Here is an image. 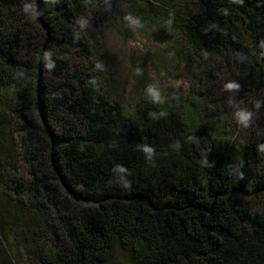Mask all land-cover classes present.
Instances as JSON below:
<instances>
[{"label":"trees","instance_id":"16d2710c","mask_svg":"<svg viewBox=\"0 0 264 264\" xmlns=\"http://www.w3.org/2000/svg\"><path fill=\"white\" fill-rule=\"evenodd\" d=\"M135 24L187 65L184 95L127 102L106 39ZM116 248L264 264V0H0V264Z\"/></svg>","mask_w":264,"mask_h":264},{"label":"rangeland","instance_id":"374dc122","mask_svg":"<svg viewBox=\"0 0 264 264\" xmlns=\"http://www.w3.org/2000/svg\"><path fill=\"white\" fill-rule=\"evenodd\" d=\"M140 26L135 24L129 36L110 30L106 39V49L116 63L117 75L122 81L127 80V102H131L136 93L143 91L163 97L184 95L191 79L187 65L176 59L173 49L160 39L156 29L151 27L153 25L144 28ZM234 104L236 102L230 103L228 108ZM236 112L234 116L240 118V122L246 120L241 110ZM250 122L257 124L255 120L250 119ZM250 122L247 120L246 126ZM245 136L244 130L237 139L243 141ZM113 263L128 264L127 253L116 248Z\"/></svg>","mask_w":264,"mask_h":264}]
</instances>
